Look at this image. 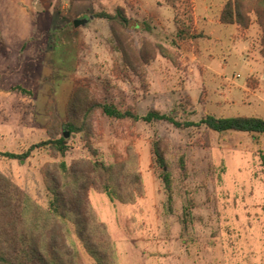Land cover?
Instances as JSON below:
<instances>
[{"label": "rangeland", "instance_id": "374dc122", "mask_svg": "<svg viewBox=\"0 0 264 264\" xmlns=\"http://www.w3.org/2000/svg\"><path fill=\"white\" fill-rule=\"evenodd\" d=\"M242 1L250 26L237 30L224 21L233 0H0V151L23 154L68 135L65 155L35 149L25 160L0 158V173L47 207L44 174L60 162L137 170L144 195L134 204L88 193L117 264H264V136L114 119L98 106L138 117L173 111L179 121L264 119L262 28L253 12L261 5ZM118 9L127 29L96 17ZM83 18L90 21L75 27ZM156 140L171 202L153 161ZM77 247L82 264H95Z\"/></svg>", "mask_w": 264, "mask_h": 264}, {"label": "trees", "instance_id": "16d2710c", "mask_svg": "<svg viewBox=\"0 0 264 264\" xmlns=\"http://www.w3.org/2000/svg\"><path fill=\"white\" fill-rule=\"evenodd\" d=\"M256 2L261 5L253 12L262 28L261 55L264 57V0ZM227 9L228 16L224 19L227 24L249 28L250 23L246 19L249 11L245 13L242 0H233ZM96 17L107 20L110 25L117 22L125 29L129 25V19L122 9L113 15L98 13ZM142 58L145 63L148 62L146 57ZM17 90L31 95V91L22 87H17ZM98 106L105 115L114 119L166 122L177 129L203 127L207 132L218 134L237 132L254 138L264 136V119L259 117L206 115L198 122L179 121L173 111L165 114L150 110L145 116L138 117L106 102ZM185 110L184 107L182 111ZM68 127L71 132L79 130L74 123H69ZM35 149H53L65 155L68 145L61 137L35 144L23 154L0 151V158L25 160ZM152 152L155 165L162 170L160 178L171 202L173 181L160 140L153 143ZM262 163L264 166V156ZM178 165L180 172L185 174L184 156L179 159ZM119 167L103 161L83 159L70 166L65 162L58 163L55 171L44 174L46 190L51 199L47 207L41 206L0 173V264H82L77 244L95 264H117L114 244L96 217L88 193L93 190L106 194L112 202L134 204L144 195L142 179L137 170Z\"/></svg>", "mask_w": 264, "mask_h": 264}, {"label": "water", "instance_id": "95a60500", "mask_svg": "<svg viewBox=\"0 0 264 264\" xmlns=\"http://www.w3.org/2000/svg\"><path fill=\"white\" fill-rule=\"evenodd\" d=\"M37 9H38V7H37ZM89 21H90V19H87V18L77 19V20L74 21L73 24H74L75 27L85 26ZM64 137L67 138L68 135L66 134V135H64Z\"/></svg>", "mask_w": 264, "mask_h": 264}, {"label": "crops", "instance_id": "0c3cea01", "mask_svg": "<svg viewBox=\"0 0 264 264\" xmlns=\"http://www.w3.org/2000/svg\"><path fill=\"white\" fill-rule=\"evenodd\" d=\"M37 7H38V9H37ZM36 9L38 10V11H40L41 9H40V7H39V3H37L36 4ZM40 9V10H39ZM236 29L238 28V27H236L235 25H233ZM238 30V29H237ZM249 31V30H248Z\"/></svg>", "mask_w": 264, "mask_h": 264}]
</instances>
